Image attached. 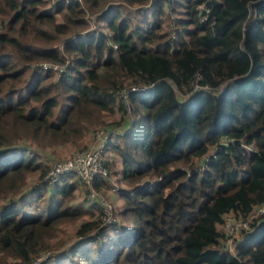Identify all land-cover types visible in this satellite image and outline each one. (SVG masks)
<instances>
[{"label": "trees", "instance_id": "16d2710c", "mask_svg": "<svg viewBox=\"0 0 264 264\" xmlns=\"http://www.w3.org/2000/svg\"><path fill=\"white\" fill-rule=\"evenodd\" d=\"M101 2L104 28L90 27ZM123 2L138 5L135 20L112 0H59L54 11L0 0V264H32L59 222L84 214L69 249L36 264H264V214L235 253L218 229L264 203V0ZM172 5L183 14L173 37ZM127 85L150 88L126 100ZM104 111L120 113L105 128L126 127L94 181L123 183L115 221L102 225L83 182L62 173L48 183L50 166L27 140L77 139L105 124Z\"/></svg>", "mask_w": 264, "mask_h": 264}, {"label": "rangeland", "instance_id": "374dc122", "mask_svg": "<svg viewBox=\"0 0 264 264\" xmlns=\"http://www.w3.org/2000/svg\"><path fill=\"white\" fill-rule=\"evenodd\" d=\"M58 1L59 0H43V3L41 4V8L42 9H50V10L54 11L53 6ZM62 1H65V0H62ZM112 1L116 2V4L117 3L118 4L124 3L129 8V11H130L129 13L133 17V19L134 20L136 19L137 13H135L136 12L135 7L138 6L137 4L129 5L128 3L123 2V0H112ZM106 3L107 2H101L100 6L97 9L87 11L86 18L89 21L90 27H98L99 25H100L99 28L102 27V24H100L98 22V20H97V18H95V16L99 17L101 10L106 5ZM176 9H179V10H176ZM180 9H182V8H179L178 5H176V6L172 5L171 10L168 9V7L165 10L166 21L164 22V29L169 32L171 37L175 36L174 19L183 15V14H181ZM55 18L57 21H60V15L56 14ZM103 28L104 27H102V29ZM60 66L65 67V65H60ZM129 86L130 85H127L125 87H129ZM102 114H103V116H101L100 118H101V120H104L105 124L104 125L99 124V123L98 124H96V123L92 124L91 126H89L88 129H86V131H84V133L81 135V137H78L77 139L74 138L71 140L62 141L60 143L52 144V145L43 144L41 142L34 144L32 142V140H30V139L27 140V143L42 153L44 161L47 162L50 166L49 168H51L52 162L64 161L74 151L86 147L91 142L92 137H93V132L96 129H98L100 127L105 128L106 122L118 121V119L120 117V115H119L120 113H118V112L108 113L107 111H104ZM127 116H129V115H127ZM130 117H131V114H130ZM127 123L129 124L128 121H127ZM123 124H124L123 126H119V127L113 126V127L123 130L126 127V124L125 123H123ZM112 168L118 169V163H116V165H114ZM44 177H43V179H44ZM117 179H118V176L112 174L110 177L109 185L101 187L99 189L102 194L109 197V199L113 203V206L115 207V210L116 209L118 210L119 205H121V203H122L121 199H119V196H118V193H119L118 188L122 187L123 183H120V181H118ZM36 181H38L37 172H33L32 175L30 176V181H28L24 187H28L29 185H31L32 183H35ZM79 189H80L79 197H82L85 194L84 190H83V185H79ZM76 195H78V194H76ZM74 199H75V197L73 198V200ZM89 217H90L89 215L84 214V215H81V216L76 217V218L72 217L71 219L59 222L56 225V228L53 231L52 235L48 238L46 248L44 250H41L39 252V255H41L43 258H45L48 255H51L54 253H60V252L63 253L64 251L68 250L69 246L77 238V229L79 227V224ZM229 217H230V214L225 215L223 222L218 225V229L223 234V236H225L227 233L225 223L228 221ZM236 237H240V234L238 233L236 235ZM221 245H222L223 250H227L231 253H235V249L233 247V242H228L227 240H224V237H223L221 239Z\"/></svg>", "mask_w": 264, "mask_h": 264}, {"label": "built area", "instance_id": "2783aa9c", "mask_svg": "<svg viewBox=\"0 0 264 264\" xmlns=\"http://www.w3.org/2000/svg\"><path fill=\"white\" fill-rule=\"evenodd\" d=\"M200 8H204V5H200ZM43 67L52 68L55 72L60 73L64 71L65 67L53 63H44ZM196 80L194 87H202ZM150 88V85H130L120 90L119 96L122 99L128 100L129 94L132 91L141 92ZM127 106L128 115L131 114L130 105ZM122 129H107L98 128L93 132L91 142L84 148L74 151L64 161L52 162L51 168L45 175L44 179L48 183H54L62 173H71L80 179L83 184L88 188L87 198L88 200L97 201L100 205L101 211L98 213V218L101 220L102 225L111 224L115 221L114 206L108 196L102 194L95 186L94 181L100 174L105 175L106 169L104 167V161L107 154L106 148L109 145V141L113 135H121ZM264 214V203L256 207L246 217H236L230 214L228 221L225 223L226 235L224 240L233 242V247L236 249V245L240 238L236 235L244 230H249L252 227L254 219ZM46 258V257H45ZM41 255L37 256L32 264L39 263L45 260Z\"/></svg>", "mask_w": 264, "mask_h": 264}]
</instances>
